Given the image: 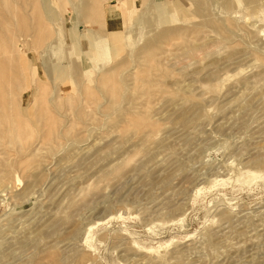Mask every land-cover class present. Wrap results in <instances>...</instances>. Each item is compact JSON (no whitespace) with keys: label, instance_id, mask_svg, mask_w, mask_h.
<instances>
[{"label":"rangeland","instance_id":"rangeland-1","mask_svg":"<svg viewBox=\"0 0 264 264\" xmlns=\"http://www.w3.org/2000/svg\"><path fill=\"white\" fill-rule=\"evenodd\" d=\"M0 264H264V0H0Z\"/></svg>","mask_w":264,"mask_h":264}]
</instances>
